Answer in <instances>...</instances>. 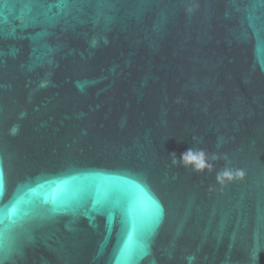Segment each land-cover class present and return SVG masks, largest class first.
<instances>
[{"label":"water","instance_id":"obj_1","mask_svg":"<svg viewBox=\"0 0 264 264\" xmlns=\"http://www.w3.org/2000/svg\"><path fill=\"white\" fill-rule=\"evenodd\" d=\"M0 169V264H264V0H0Z\"/></svg>","mask_w":264,"mask_h":264},{"label":"clouds","instance_id":"obj_2","mask_svg":"<svg viewBox=\"0 0 264 264\" xmlns=\"http://www.w3.org/2000/svg\"><path fill=\"white\" fill-rule=\"evenodd\" d=\"M189 11H191V9H189ZM171 156L173 157V164L185 168L191 167L192 170L196 172H203L206 169H211V165L207 162V153H205L203 150L189 149L186 152L182 153L179 158L174 152L171 153ZM193 156L201 157L204 160V163L202 165H197L192 159ZM236 178H243V172L233 173L230 169L226 168L223 172L217 174V180L220 183H224L226 180H232ZM192 259V257H189L190 264Z\"/></svg>","mask_w":264,"mask_h":264},{"label":"snow or ice","instance_id":"obj_3","mask_svg":"<svg viewBox=\"0 0 264 264\" xmlns=\"http://www.w3.org/2000/svg\"><path fill=\"white\" fill-rule=\"evenodd\" d=\"M28 3H33V2H37V0H27ZM3 188V172L2 169H0V189ZM7 209V206H3L0 207V232H2L3 228H4V220H5V211ZM16 209L12 210V213H10V215L15 214ZM15 221H13V225H14Z\"/></svg>","mask_w":264,"mask_h":264}]
</instances>
